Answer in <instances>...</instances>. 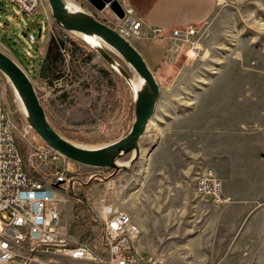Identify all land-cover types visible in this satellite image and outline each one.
Returning <instances> with one entry per match:
<instances>
[{
    "label": "crops",
    "instance_id": "0c3cea01",
    "mask_svg": "<svg viewBox=\"0 0 264 264\" xmlns=\"http://www.w3.org/2000/svg\"><path fill=\"white\" fill-rule=\"evenodd\" d=\"M117 1L143 22V36L131 44L153 71L159 99L182 97L192 79L172 81L164 71L180 48L170 30L200 25L218 0ZM156 28L162 38L151 37ZM210 80L191 107H159L161 115L172 113L170 121L146 155L139 183L124 191L123 211L139 228L135 247L144 254L168 256L171 264H264V55L250 69L241 57L230 59ZM203 167L220 179L226 204L196 195Z\"/></svg>",
    "mask_w": 264,
    "mask_h": 264
},
{
    "label": "rangeland",
    "instance_id": "374dc122",
    "mask_svg": "<svg viewBox=\"0 0 264 264\" xmlns=\"http://www.w3.org/2000/svg\"><path fill=\"white\" fill-rule=\"evenodd\" d=\"M63 1L66 6H72V10H92L95 14L93 16L107 21L108 12L96 11L87 0ZM41 2L38 11L30 14L22 12L13 3L0 2V50L15 59L26 71L48 121L63 137L86 148L102 147L124 137L134 121L136 92L131 82L136 81L139 85L141 77L100 38L98 46L94 47L79 33L67 32L58 25L57 29L47 0ZM39 28L40 36L37 37ZM193 28L197 33L190 39V43H181L183 46L180 45L174 55L178 59L174 67L164 69L172 81L177 75L192 80L187 89L182 88V97H160L154 118L140 138L139 155L132 152L117 159L116 163L122 166L118 170L81 164L74 166L75 177L69 178L68 184L64 185L66 191L59 194L57 202L60 231L70 237V246L77 243L95 244L100 225L94 211L100 204L109 202L123 210L124 191L134 189L139 183L147 150L157 141L158 136H164L163 128L170 121L172 113L161 115L160 106H170L175 111L191 107L197 90L207 88V81L221 73L222 67L230 59L241 57L249 69L255 61L259 62L264 55V0H218L210 16ZM32 29L37 39L34 44L26 36ZM55 31H59L62 40L57 78L43 77L38 73L29 74L27 69L30 71L31 66L40 65L49 37ZM192 45L196 48L189 52ZM98 49L105 51L118 69L109 64ZM119 69H123L126 75H122ZM234 69L231 71L240 73V70ZM5 82L9 84L6 78L4 81L0 76V89L4 91L8 111L14 119H18L16 113L21 114L22 120L17 123L19 125L27 120L24 109L15 93L16 110L10 107ZM172 84L166 83L162 93H165L166 87H174ZM217 88L221 89L222 85ZM105 182H109V185L106 186ZM80 202L83 206L76 211L75 205ZM161 256L166 264H171L170 257ZM24 264L92 263L74 261L54 252Z\"/></svg>",
    "mask_w": 264,
    "mask_h": 264
},
{
    "label": "built area",
    "instance_id": "2783aa9c",
    "mask_svg": "<svg viewBox=\"0 0 264 264\" xmlns=\"http://www.w3.org/2000/svg\"><path fill=\"white\" fill-rule=\"evenodd\" d=\"M1 1L15 4L26 14L36 13L42 5L41 0ZM121 7L123 16L118 17L106 4L101 11L108 12V18L102 22L131 43L143 36V22L131 7ZM170 32L179 48L181 43H190L197 30L186 25ZM160 34L161 29L156 28L151 37L157 39ZM26 36L30 43H36L33 29ZM195 48L192 45L189 52ZM17 123L0 89V264H24L54 252L92 264H166L161 255L144 254L135 247L138 226L128 213L109 202L94 211L100 225L95 244L70 246V237L60 231L57 202L69 178L75 177L77 164L48 146L27 120ZM17 139L26 146L27 164L40 178L25 170ZM104 184L108 186L109 182ZM195 192L215 205L229 201L220 179L209 167L197 171Z\"/></svg>",
    "mask_w": 264,
    "mask_h": 264
},
{
    "label": "water",
    "instance_id": "95a60500",
    "mask_svg": "<svg viewBox=\"0 0 264 264\" xmlns=\"http://www.w3.org/2000/svg\"><path fill=\"white\" fill-rule=\"evenodd\" d=\"M56 25L66 31L95 36L113 48L142 78L144 85L134 97V121L129 132L122 138L98 148H86L72 143L63 137L48 121L44 108L37 96L36 90L23 67L12 57L0 50V73L6 78L13 92L22 103L28 123L38 136L51 148L76 164L111 168L118 170L117 159L125 154L140 153V138L154 118L159 99V85L154 73L134 46L116 33L110 26L82 10H70L63 0H47ZM96 10L101 11L105 5L118 16H123V10L117 0H87ZM41 29H38L37 37ZM100 55L112 65L113 59L103 50ZM126 75L123 69H119ZM157 144L152 143L147 150V156Z\"/></svg>",
    "mask_w": 264,
    "mask_h": 264
},
{
    "label": "trees",
    "instance_id": "16d2710c",
    "mask_svg": "<svg viewBox=\"0 0 264 264\" xmlns=\"http://www.w3.org/2000/svg\"><path fill=\"white\" fill-rule=\"evenodd\" d=\"M54 26L56 27L57 25H54ZM55 32H56L55 34L53 32V34L49 37L45 56L42 58L40 65L38 67L31 66L30 71H29V69H27L25 67V69H27L29 74L33 75L35 73H38L40 76H43V77L49 76L51 78H57L56 72H57V68L59 66L57 63L61 59L60 47H61V43H62L61 41L62 40H61V37L59 35V31H55ZM0 76L5 81V77H3V75L1 73H0ZM5 86H6L7 98H8L10 107L13 110H16L15 101H14V92L10 88V86L7 82H5ZM16 115L18 116V119H15L17 122H18V120H22V118L20 116L21 114L16 113ZM17 144H18V149H19V152H20L22 160H23L25 170L27 172L32 173L36 178H40L38 175H36L35 173L32 172L31 168L27 164V152L28 151H27L26 146L19 139H17ZM105 170H108V168ZM82 206H83L82 202L77 203L75 205V210L76 211L81 210Z\"/></svg>",
    "mask_w": 264,
    "mask_h": 264
},
{
    "label": "bare ground",
    "instance_id": "6f19581e",
    "mask_svg": "<svg viewBox=\"0 0 264 264\" xmlns=\"http://www.w3.org/2000/svg\"><path fill=\"white\" fill-rule=\"evenodd\" d=\"M67 8L70 9V10L73 9L72 6H70V5H67ZM79 34H81V33H79ZM81 35L83 36V38H84L88 43L94 45V47H95V46H98V44H99V40H100L99 38H97V37H95V36H90V35H84V34H81ZM112 66H113L114 68L118 69V66H117L115 63H112ZM131 84H132V86H133L134 91L137 92V91L139 90L140 85H141V87L144 85V81H143L142 78H141V83H140L139 85L136 83V81H132ZM20 103H21V102H20ZM20 105H21V107H23V106H22V103H21Z\"/></svg>",
    "mask_w": 264,
    "mask_h": 264
}]
</instances>
